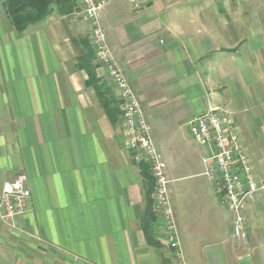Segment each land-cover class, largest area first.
<instances>
[{"label":"crops","instance_id":"1","mask_svg":"<svg viewBox=\"0 0 264 264\" xmlns=\"http://www.w3.org/2000/svg\"><path fill=\"white\" fill-rule=\"evenodd\" d=\"M5 1L0 190L24 174L32 199L16 228L0 220V264H176L162 220L155 215L152 241L142 228L145 182L115 124L118 91L107 71L88 84L78 68L92 23L79 18L77 0H55L46 20L18 34ZM98 1L167 162L187 264H264V192L248 200L245 236L235 238L234 215L204 176L208 151L191 145L188 130L211 109L230 113L264 178V0Z\"/></svg>","mask_w":264,"mask_h":264},{"label":"built area","instance_id":"2","mask_svg":"<svg viewBox=\"0 0 264 264\" xmlns=\"http://www.w3.org/2000/svg\"><path fill=\"white\" fill-rule=\"evenodd\" d=\"M130 2L139 8L138 0ZM83 14L92 23L90 43L96 61L107 71L118 90L123 106L120 123L126 145L135 162H147L155 181L154 210L164 224L167 239L177 251L180 264H187L177 228L171 199L173 181L168 174V165L161 150L151 136L138 94L125 72L118 66L104 28L100 24L106 2L82 0ZM194 142L208 151L204 158V176L214 188V193L224 207L233 215L232 229L235 238H244L246 232V209L248 200L258 192H264V179L256 176L248 155L241 146L239 129L234 117L220 108L195 116L188 124ZM32 193L26 175L4 182L0 190V220L6 226L17 227V221L29 211Z\"/></svg>","mask_w":264,"mask_h":264},{"label":"trees","instance_id":"3","mask_svg":"<svg viewBox=\"0 0 264 264\" xmlns=\"http://www.w3.org/2000/svg\"><path fill=\"white\" fill-rule=\"evenodd\" d=\"M55 0H6L5 10L8 18L18 34H23L29 27L37 25L46 20L52 14V5ZM69 13V12H68ZM88 53L85 58L79 59L78 68L85 69L90 75L88 84L95 81L96 66L93 64L95 53L88 43H86ZM145 182L146 211L142 228L148 241H152L154 222L156 216L152 208V194L154 192L155 181L150 173L149 165L141 163L138 165Z\"/></svg>","mask_w":264,"mask_h":264},{"label":"rangeland","instance_id":"4","mask_svg":"<svg viewBox=\"0 0 264 264\" xmlns=\"http://www.w3.org/2000/svg\"><path fill=\"white\" fill-rule=\"evenodd\" d=\"M138 4L140 5V3H139V0H138ZM77 6H78V9H77V12H78V16H79V18H82L83 20H86L85 19V17H84V14H83V9H84V7H83V5H82V0H77ZM140 8H141V6H140ZM91 34V33H90ZM89 40H90V35H89ZM90 45H91V43H90ZM91 47H92V45H91ZM92 50L94 51V49H93V47H92ZM95 53V52H94ZM93 64L96 66V70H98L99 68L100 69H103L102 67H101V65H99V63L96 61V58H95V60H94V62H93ZM108 79H109V81L111 82V84L114 86V88H116L115 87V85H114V83H113V81H112V79H110V77L108 76ZM116 90H117V88H116ZM118 91V90H117ZM118 96H119V94H118ZM118 107H119V110H120V112L119 113H117V115H116V119H115V124L117 125H120V127H121V123H120V120H121V118H122V116H123V106H122V102H121V100H120V98H118ZM226 112V111H225ZM226 113H228V112H226ZM228 114H230V113H228ZM231 115V114H230ZM123 133V135H124V132H122ZM190 135V134H189ZM125 136V135H124ZM126 140V139H125ZM189 140L191 141V145H196V143L193 141V139H192V137H191V135H190V137H189ZM127 147V146H126ZM130 152V151H129ZM130 154H131V152H130ZM132 156V155H131ZM132 158V157H131ZM132 160H133V158H132ZM133 162L134 163H136L137 165H139V164H141V163H146L147 165H149L147 162H141V163H138V162H135L134 160H133ZM260 178V177H259ZM261 179H264V178H261ZM188 182L189 181H187V182H182V183H180L179 185H185V187H184V191H183V194L184 195H186L187 193H188V191L190 190V188L192 187L191 185H189L188 184ZM188 184V185H187ZM191 184V183H190ZM154 193V192H153ZM182 195V194H181ZM152 208H153V212H154V214H155V210H154V200H153V194H152ZM156 215V214H155ZM157 216V215H156ZM168 241V240H167ZM167 248H169V250L170 251H172L173 252V256H174V258H175V262H176V264H180V262H181V259L178 257V255H177V251L175 250V248H173L172 247V244L168 241L167 242Z\"/></svg>","mask_w":264,"mask_h":264}]
</instances>
